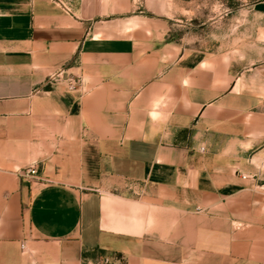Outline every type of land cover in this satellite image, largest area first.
<instances>
[{"label":"crops","instance_id":"0c3cea01","mask_svg":"<svg viewBox=\"0 0 264 264\" xmlns=\"http://www.w3.org/2000/svg\"><path fill=\"white\" fill-rule=\"evenodd\" d=\"M195 4L0 0V264H264V62Z\"/></svg>","mask_w":264,"mask_h":264},{"label":"rangeland","instance_id":"374dc122","mask_svg":"<svg viewBox=\"0 0 264 264\" xmlns=\"http://www.w3.org/2000/svg\"><path fill=\"white\" fill-rule=\"evenodd\" d=\"M219 2L227 11L218 22L208 21L218 11ZM239 0H196L194 12L179 16V26H174L170 35L183 37L199 50L228 51L243 58L249 66L264 62V14L258 17L239 11ZM236 9V10H235ZM193 10V9H192ZM237 25V26H236ZM253 64V65H254Z\"/></svg>","mask_w":264,"mask_h":264},{"label":"built area","instance_id":"2783aa9c","mask_svg":"<svg viewBox=\"0 0 264 264\" xmlns=\"http://www.w3.org/2000/svg\"><path fill=\"white\" fill-rule=\"evenodd\" d=\"M60 78H61L60 73H55V74L48 76V79L51 80L52 82L58 81ZM63 80L66 82L67 88L69 90L76 88L78 81H79V79L77 77H74V76H68L66 78H63ZM26 173L27 174H34V173H36V168L34 166L29 167V168H27ZM21 246L23 247V245H21ZM103 264H106V262H103Z\"/></svg>","mask_w":264,"mask_h":264}]
</instances>
